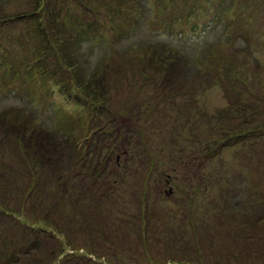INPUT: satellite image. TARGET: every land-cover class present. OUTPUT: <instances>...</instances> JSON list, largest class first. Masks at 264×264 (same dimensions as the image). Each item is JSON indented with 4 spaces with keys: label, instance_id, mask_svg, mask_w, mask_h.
Masks as SVG:
<instances>
[{
    "label": "rangeland",
    "instance_id": "obj_1",
    "mask_svg": "<svg viewBox=\"0 0 264 264\" xmlns=\"http://www.w3.org/2000/svg\"><path fill=\"white\" fill-rule=\"evenodd\" d=\"M47 1L68 62L31 39L39 0H0L28 14L0 23V264H263L264 0Z\"/></svg>",
    "mask_w": 264,
    "mask_h": 264
},
{
    "label": "trees",
    "instance_id": "obj_2",
    "mask_svg": "<svg viewBox=\"0 0 264 264\" xmlns=\"http://www.w3.org/2000/svg\"><path fill=\"white\" fill-rule=\"evenodd\" d=\"M145 3V1H143ZM147 3V2H146ZM51 2H48L47 0H39V3H37L36 5L38 6L37 9H34L36 11V14H37V27L38 29L41 30V33L43 34V37L39 36V34H37L36 36L32 37L31 39H33L32 41L34 42H39V45L38 46H42L43 43L46 44V48L49 49V47H51V53L54 54V55H61V53H64L65 55L69 56L68 58H64L65 59V62H68L69 61V58H73L74 54H76V56L78 55V50H76L74 48V44H76L75 42L76 41H79L77 39L78 35L74 32H70L69 29L67 32H65V28H64V24L66 22H63V20L61 21L60 19V15L63 11V9L66 7V4L65 3H52V5H50ZM41 12L42 13V16H39L38 13ZM27 12H24V13H21V14H18L16 17L12 18V19H8V18H1V17H5V16H2L0 14V23H6L10 20H14V21H18V20H22V19H25L27 18ZM51 18V24L48 20V18ZM46 18V19H45ZM217 19L219 20V17H213L212 19H210L209 21V24L211 26H213L215 23L217 24L218 21ZM220 21V20H219ZM52 25V26H51ZM68 25H66L67 27ZM68 28V27H67ZM50 30V31H49ZM54 32L55 34L53 35L52 33L50 32ZM49 32V34H48ZM36 39V40H34ZM148 41H151V43H145V42H142L140 43V45L142 46V48H146V47H149L150 49L153 48V53L154 52H169L171 54H174L175 56V60H176V64L178 62V60L180 59L179 57V52H181L182 49H180V51H175L173 50L171 47H168L166 46V44H163V43H159V42H155L152 40H148ZM147 41V42H148ZM161 46V48L158 50V51H155L157 49H155L157 46ZM76 46V45H75ZM166 46V47H165ZM55 48H57L56 50H54ZM53 49V50H52ZM39 52L41 53V56L40 57H35V56H30L28 57V59H25L24 63L26 64L25 65V68H29L30 70L35 68V69H40L42 71V73H44L41 77L43 78H46L47 76H50L49 74V71L47 69H45V66H42L41 63H44L43 59L45 60V56H47V50H44V49H41L39 50ZM45 53V54H44ZM3 56L5 57V52L2 53ZM209 56L210 53L208 54ZM157 54H152L151 56V59L154 60V58H156ZM3 57V58H4ZM77 61V58L75 59ZM163 64L165 66V60L163 59ZM175 64V66H176ZM75 64H73L72 66V70L76 71L77 68L75 69ZM162 65V64H161ZM225 70V69H223ZM96 76L92 75L90 78H84L82 81H81V86H83V83H85V87H81V89L84 90V94L89 97V96H93L95 95V92H93L94 90L98 89L99 88V84H101V81H98L96 83ZM102 82H103V79H102ZM93 92V93H92ZM233 97V96H232ZM230 97L229 99L232 100L233 98ZM261 99H257L256 101L257 102H264V96H260ZM4 114H1L0 116H4ZM1 117V118H2ZM1 120V119H0ZM0 125H3L0 121ZM38 131V130H37ZM33 134H34V138L36 136L35 139L36 142H32V145H35V147L39 148L40 147V150L38 151V149H36L37 151L35 153H37V156H38V161H42L39 157V154H42L44 156V153H48L52 148L53 144L54 143H51L53 142L52 139H42L40 138L37 134V132L33 131ZM258 135L262 138V141H264V126L259 128L258 129ZM32 137L31 135V138L33 140H35L34 138ZM56 144V143H55ZM24 145L25 146V149L27 150H30V144L28 143V141L26 140V143L24 142ZM24 145L22 144V147H24ZM34 147H32L33 149ZM264 161V159H263ZM46 162V161H45ZM47 164H49V161H48V158H47ZM51 163V162H50ZM53 168H54V165L52 164ZM45 179V178H44ZM40 184V182L38 183ZM48 206L50 205L49 203H46ZM264 205V204H263ZM262 205V206H263ZM260 211V216L257 218L256 220V225H255V230L254 228H248V231H256V232H260L261 235L264 236V209L261 210L259 209ZM7 212V211H6ZM262 217V218H260ZM49 229V228H48ZM259 229H261L262 231H259ZM252 236V235H251ZM32 241L34 240L31 239ZM54 249H58L57 247V243L55 242V247ZM84 258L83 259H80V255L76 253V255H68V257H65V258H62L61 256L60 257H56V260L54 259V256L52 254V257L53 259L50 258V262L48 264H86L90 261V264H92V260L89 259L85 254L83 255ZM87 259L88 262L85 260ZM222 259V257L220 258ZM93 264H96V262H93ZM101 264V263H99ZM251 264V263H249ZM264 264V263H263Z\"/></svg>",
    "mask_w": 264,
    "mask_h": 264
}]
</instances>
